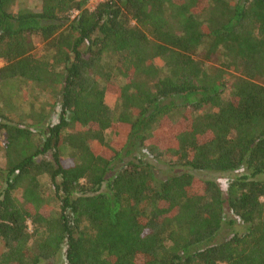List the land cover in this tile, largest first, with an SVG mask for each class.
Instances as JSON below:
<instances>
[{
	"label": "trees",
	"instance_id": "1",
	"mask_svg": "<svg viewBox=\"0 0 264 264\" xmlns=\"http://www.w3.org/2000/svg\"><path fill=\"white\" fill-rule=\"evenodd\" d=\"M87 2L0 0V264H264V0Z\"/></svg>",
	"mask_w": 264,
	"mask_h": 264
},
{
	"label": "rangeland",
	"instance_id": "2",
	"mask_svg": "<svg viewBox=\"0 0 264 264\" xmlns=\"http://www.w3.org/2000/svg\"><path fill=\"white\" fill-rule=\"evenodd\" d=\"M100 1L102 0H88L87 7L92 9ZM21 2L23 6H27L34 10H38L40 8V0H21ZM44 51H45L44 42L39 40L38 38H35L34 52L38 54H43ZM199 54H200V51H198L197 56H200ZM1 65H2V61H0V66ZM216 65H217L216 59H213V61L204 62V67L207 69H210L211 67L216 66ZM4 92H6L8 95L11 94L13 101L23 110L28 111L31 107L34 109L49 107L48 102H44L42 104V102L45 100V98H47V96H42V95L36 96L33 90H30L28 87H27V90H25V87L16 86L10 83L5 86ZM107 97H108L109 104L112 105V103L114 102V97L112 95H109ZM57 117H58V109L56 110L54 109V112L48 121L53 123L57 120ZM2 139H3L2 131H0V143H2ZM145 158L147 161H150L151 163L155 164L157 168V175L159 177H164L165 175L172 173L173 170L169 168L168 165L164 163H155L153 162L152 159H150L149 156L148 157L145 156ZM4 163H5V159L2 155V152H0V166H3ZM199 174L202 178H211V179L221 182L222 184H225L228 178L233 176L234 173L233 172H206L205 171V172H200ZM231 216H232V213L225 211V217H224L225 220L230 219ZM244 228H245V225L237 219L232 226H229V224L224 223L223 227L218 233L217 239H223L227 237L233 231L241 232L244 230ZM0 249H1V246H0Z\"/></svg>",
	"mask_w": 264,
	"mask_h": 264
},
{
	"label": "built area",
	"instance_id": "3",
	"mask_svg": "<svg viewBox=\"0 0 264 264\" xmlns=\"http://www.w3.org/2000/svg\"><path fill=\"white\" fill-rule=\"evenodd\" d=\"M93 8H94V7H93ZM75 13H77V11H76V10H74V11H73V14H75Z\"/></svg>",
	"mask_w": 264,
	"mask_h": 264
}]
</instances>
